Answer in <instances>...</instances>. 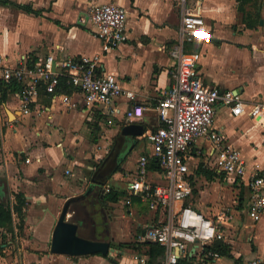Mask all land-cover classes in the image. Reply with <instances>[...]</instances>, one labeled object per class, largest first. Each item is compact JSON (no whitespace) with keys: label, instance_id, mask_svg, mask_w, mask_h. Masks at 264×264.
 I'll list each match as a JSON object with an SVG mask.
<instances>
[{"label":"crops","instance_id":"0c3cea01","mask_svg":"<svg viewBox=\"0 0 264 264\" xmlns=\"http://www.w3.org/2000/svg\"><path fill=\"white\" fill-rule=\"evenodd\" d=\"M4 1L5 4L0 3L2 66L13 67L22 57L29 64H35L48 55L58 61L98 56V73L114 75L124 90L133 93L134 102L117 99L111 106L114 109L111 114L102 107L86 108L74 87L71 93H65L60 87L54 96L39 89L30 113L23 115L16 97L18 86L13 84L16 91L0 102V204L14 205V196L21 194L26 206L20 233L13 215L14 240H20V245L12 247L7 237L1 256L7 264H146L147 256L143 253L118 252L114 245L138 242L137 237L145 228L164 220L163 212L151 210L139 195H134L128 208L134 223L115 217L117 210L111 211L112 218L108 211L118 202L106 200L103 188L115 189L125 202L139 157L153 158L151 145L144 135L160 127L155 107L171 84L175 61L170 57V50L178 39L180 25L176 0ZM110 2L126 12L127 40L104 52L95 28L90 23L80 24L78 18L85 16L90 6ZM187 6L203 20L205 38L185 45L186 52L201 55L198 70L202 83L219 91L235 92L247 103H264V0L244 3L187 0ZM132 103L141 105L144 114L129 122L141 125L144 134L136 139L131 152L110 178L112 184L108 181L100 189L94 187L81 201L84 212L79 214L76 205L75 212L72 210L70 214L79 219L87 217L84 227L80 225L82 234L100 241L112 240L114 251L109 256L50 254L47 245L63 203L88 189L92 172L111 150L121 126L128 123L125 112ZM211 129L220 132L240 152L246 175L241 181L218 173L210 160L207 140H199L186 156L192 190L189 199L192 196L195 199L193 204L187 203L189 199L184 204L213 221L230 217L222 227L224 238L220 241L229 246L230 252L209 264H245L255 258L262 259L264 210L257 222L249 219L250 189L246 181L253 172L264 178V113L257 119L247 115L232 117L227 108L219 107ZM146 179L152 186L163 183L161 173L152 169H148ZM90 201L95 203L93 207ZM99 208L104 210L106 236L94 235L91 229L100 226L96 215ZM244 217L250 223H244ZM197 253L198 250L192 254Z\"/></svg>","mask_w":264,"mask_h":264},{"label":"built area","instance_id":"2783aa9c","mask_svg":"<svg viewBox=\"0 0 264 264\" xmlns=\"http://www.w3.org/2000/svg\"><path fill=\"white\" fill-rule=\"evenodd\" d=\"M176 2L180 25L178 39L170 50V57L175 61L171 84L155 107L160 127L144 135L151 145L163 183L152 186L147 181L150 159L140 156L127 189L125 205H130L132 196L139 195L151 210L163 212L161 223L145 228L137 237L138 242L155 243L163 248L160 264H178L184 256L191 258L192 264H209L220 256L210 251L203 253V249L223 240L222 227L230 217L222 216L213 221L184 204L192 194L186 156L197 141L207 140L210 160L217 172L242 181L246 175L245 162L240 152L232 148L220 132L211 129L213 119L219 107L227 108L232 117L247 115L257 119L264 113V103H247L235 92L219 91L202 83L198 70L201 55L186 52L185 45L205 38L203 20L191 13L187 0ZM78 22L82 25L90 23L95 28L104 52L127 40L126 12L115 3L90 6ZM99 61L98 56L58 61L48 55L35 64H29L22 57L13 67L0 63L1 79L7 85L17 84L16 97L23 115L30 113V105L36 101L39 89L54 96L61 80L65 85L78 89L86 108L102 107L112 114L114 109L111 106L117 99L134 102V95L124 90L114 75L98 73ZM63 102H66V97H63ZM143 114L144 108L132 103L125 117L132 121ZM246 182L250 189L247 215L251 221L257 222L264 210V178L253 172ZM110 190V186H105L103 193L108 194ZM190 248L194 249L191 253ZM196 250L198 253L192 254ZM0 264H7L1 255ZM245 264H264V258H255Z\"/></svg>","mask_w":264,"mask_h":264},{"label":"water","instance_id":"95a60500","mask_svg":"<svg viewBox=\"0 0 264 264\" xmlns=\"http://www.w3.org/2000/svg\"><path fill=\"white\" fill-rule=\"evenodd\" d=\"M262 21H260V25ZM144 134L141 125L129 122L121 126L111 150L100 162L90 176L88 189L77 196L65 200L59 212L51 232L48 248L50 254L68 257H82L100 254L109 256L114 249L111 248V241H100L82 234L80 221L76 216L70 215L75 212L74 206L85 200L89 192L96 188H102L117 172L123 160L131 152L136 139ZM130 142L127 147L126 144ZM126 147V148H125ZM194 251V249H192Z\"/></svg>","mask_w":264,"mask_h":264},{"label":"trees","instance_id":"16d2710c","mask_svg":"<svg viewBox=\"0 0 264 264\" xmlns=\"http://www.w3.org/2000/svg\"><path fill=\"white\" fill-rule=\"evenodd\" d=\"M240 1L241 3H244L248 0H237ZM1 4H5L6 2L4 0H0ZM26 11H29V8H23ZM65 81L61 80L60 81V87H63V91L65 93H71L73 88L72 86H65ZM16 91V87L11 84L7 85L3 82L0 83V102L5 101L7 94H10L12 92ZM152 160L149 161L148 164V169H152L153 171H159L160 169L155 162L153 158ZM122 194L117 193L115 189L110 190L108 194H106V200L117 203L121 198ZM15 199V204L10 205L9 203H4L0 204V255H2V250L4 245H6L7 240L6 236H9L10 240H14L15 235H14V225H13V215L16 216L17 218V232L20 233L23 230V225H24V209L26 206V201L23 195L21 194H16L14 196ZM114 248L118 252H123L125 250H130V251H136L139 254H144L147 256V261L146 264H160V260L163 257L164 250L162 247L155 243H149V242H128V243H117L114 245ZM215 252L219 256H227L230 252L229 246L226 244H223L220 241L214 242L209 248L203 249V253L206 252ZM192 259L189 258L188 256H184L179 259L178 264H192Z\"/></svg>","mask_w":264,"mask_h":264},{"label":"rangeland","instance_id":"374dc122","mask_svg":"<svg viewBox=\"0 0 264 264\" xmlns=\"http://www.w3.org/2000/svg\"><path fill=\"white\" fill-rule=\"evenodd\" d=\"M111 143V141H109V144ZM108 184H112V179L111 180H109V182H108ZM194 199H195V197L194 196H192V199H189L188 201H187V203L188 204H193V201H194ZM125 204V202L123 201V199L121 198L119 201H118V204L115 206V207H113L112 209H109V211H108V213H110L111 211H113V210H117V212L115 213V217H119L120 219H122V220H124V221H127V222H129V221H131L132 222V218H131V216H129V211L130 210H128V208H129V206H125L124 205ZM125 210H127V212L124 214V211ZM245 210H242V213H245L244 212ZM222 212H227L226 211V209H222ZM144 213H146L145 211H144ZM111 214H112V218L114 217V215H113V213L111 212ZM245 218V217H244ZM107 220H109V217L107 216ZM134 222H132L131 224H133ZM244 223H250V221L247 219V217L244 219ZM243 228H244V226H243ZM134 229H135V227H134ZM245 231H247V229H244ZM131 233L133 234V237H134V230L133 231H131ZM7 237H8V239H9V236L7 235L6 236V240H7ZM24 238H26V237H24ZM132 238H130V240H131ZM256 239H257V237H256ZM10 240V239H9ZM12 241V247H14V248H17V247H19V245H20V240H18V239H16V240H11ZM132 241V240H131ZM125 251H127V250H125ZM126 253H130L131 255L134 253H132V252H129V251H127ZM114 258L115 259H117L118 258V256H114ZM223 260H226V258H224Z\"/></svg>","mask_w":264,"mask_h":264},{"label":"flooded vegetation","instance_id":"af4514ba","mask_svg":"<svg viewBox=\"0 0 264 264\" xmlns=\"http://www.w3.org/2000/svg\"><path fill=\"white\" fill-rule=\"evenodd\" d=\"M116 139V138H115ZM115 141V140H114ZM130 142H128L127 144H126V147H127V145L129 144ZM113 144H114V142H113ZM113 144H112V146H113ZM112 146H111V148H112ZM125 147V148H126ZM102 199V198H101ZM101 199L99 200V201H97V205L100 203V201H101ZM81 203H83V202H79L78 204H77V206H78V209H79V214L81 213L82 214V212H84V210H83V207H81L82 206V204ZM90 205H92V207L95 205V203L92 201H90ZM99 215L98 217H99V220H100V226H99V228H91L92 230H93V234L95 235V233L96 234H98L99 233V236H106V235H108V227H107V225H106V218H105V216H103L104 215V210L103 209H98V211L96 210V215ZM79 216V215H78ZM87 217H85L84 219H79V221L81 222L80 223V225L82 226V227H84V223L83 222H86V219ZM106 238H108V236L106 237ZM111 247V246H110Z\"/></svg>","mask_w":264,"mask_h":264}]
</instances>
